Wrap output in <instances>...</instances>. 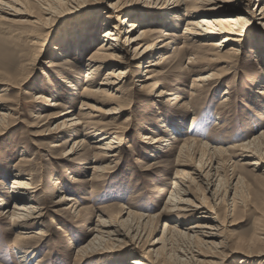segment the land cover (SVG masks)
<instances>
[{
	"label": "rangeland",
	"instance_id": "1",
	"mask_svg": "<svg viewBox=\"0 0 264 264\" xmlns=\"http://www.w3.org/2000/svg\"><path fill=\"white\" fill-rule=\"evenodd\" d=\"M110 1L115 0H24L22 6L16 5L14 15H10L6 20L0 19V94L4 93L0 98L4 101L1 102L4 108L14 109L2 110L7 114V124L0 136V180L4 183L0 185V194H6L1 192L12 185L13 179L23 181L32 178L33 187L29 188L30 190H21L30 196V203L36 207V212L42 213L40 217L33 218L30 228L23 230L22 226L13 223L9 213L5 214L13 205L10 198L6 201L8 204L0 205V264H130L137 254L135 252H144L152 264H187V258L196 244L187 237L172 235L171 244L167 246L170 249L166 247L159 258H155L154 251L147 253L146 250L150 247H160L164 237L170 236V229L177 222L168 220L169 216L181 219L183 223H177V228L183 232L188 230L189 233L191 231L187 228L199 220L197 215L180 217L176 211L162 210L172 189L176 170L188 171L198 181L190 186L194 197L199 199L204 195L205 204L213 201L210 199V193L204 191L201 178L196 174L199 169L198 158L204 154L203 160L208 163L206 153L209 150L224 160L221 163V173L224 174L226 184L234 182L232 179L235 175L240 177L237 188L240 202L229 218L234 219L235 223L224 231L228 243L226 242L222 254H216L220 257L218 263L239 264L238 259L242 254L236 252L230 256L232 250H239V253L252 249L253 253H263L264 239L259 240V237H264V172L262 169L256 170L241 164L244 160H241L238 154L243 151L230 147H243L264 127V19H260L259 12L264 0H238L242 2L243 8L252 11L248 16L251 23L245 26V35L240 37L238 42L232 43L238 47V54L227 56L228 59L223 57V61L219 62L205 58L206 47L199 44H203L205 40L196 41L189 50L171 55L176 52L174 46L183 44L184 22L191 18L188 13L185 14L184 7L176 9L181 20L178 26L166 24L161 21V17L153 15L156 20L145 25L155 32L146 43L158 38H162L158 44L169 41L166 51L170 52L171 57L164 67L159 69L164 75L154 77L142 88L137 85V80L143 78L141 73H144L145 67H137L135 62L128 67L124 62H120L130 72L127 79L114 86V89L107 90L113 95L106 92L88 94L83 88L85 71L88 68L85 63L97 42L82 49L80 54L71 51V54L66 56L70 61L63 66L50 67L48 64L50 60L57 58L55 47L58 46L53 44L57 40H63L75 26L92 21L96 15L99 19H94L92 24L96 26L97 39H101L107 25L104 26L102 14L97 12H104L102 8H107ZM138 1L147 6L152 3L151 0H147V4L145 0ZM43 2H47L52 8L58 5L66 6L50 16L46 25L33 26L27 23L26 19L30 18L28 14L43 17L40 13ZM147 8L150 11L162 10L151 9V6ZM245 15L244 17H247ZM123 26L125 28L126 25L122 24V28ZM164 31L172 35L165 37L162 35ZM135 33L137 31L129 34ZM223 35L225 33L220 34L218 38ZM157 54L151 53L149 59L156 58ZM193 55L196 56V62L191 65L193 71H189L187 61L188 57ZM66 57L60 56L58 62H62ZM147 57L142 61L143 64L147 63L144 62ZM109 64L95 71L93 82L107 80H103V77L113 68ZM152 67L155 69V66ZM222 71L224 74L219 78H212L198 85L194 81L201 74H222ZM156 81L157 87L154 89ZM69 83L73 86L70 87ZM159 89L169 93H164L162 98L156 101L154 93ZM40 93L45 96L42 104L35 102L33 97ZM175 94L179 101L172 104L176 99ZM116 96L120 98L116 99ZM224 97L228 99L223 102ZM52 99L60 101L58 111L70 108L74 116L79 114L82 120L97 126L89 127L94 125L92 123L79 125L75 135H70L69 132L64 135L66 139L70 135L71 139L63 147L58 150L50 148V135L46 133L48 127L60 117L41 120L37 116L39 113H49L47 104ZM114 107H120L121 110L112 113ZM160 118L165 120L164 123L168 127L178 126L181 130L174 129V133L168 134L165 127H160ZM192 118L194 121L191 123ZM99 124H106L110 127L108 132L115 131L111 133L112 136L118 135V138H121V153L117 158L108 160L101 154V150L97 155L98 149L92 148L103 145L99 141H105L99 140L102 135L93 136L94 132L98 131L96 129L100 128ZM146 133L163 137L153 144L156 150L151 153V140H144L142 137ZM103 135L108 136L109 133ZM174 135L178 137V141L173 139ZM186 137L196 139L185 157L188 165H176L178 148ZM74 139L85 141L83 149L79 147L72 156L61 157V152L70 149ZM114 140L117 145L119 139ZM169 141L171 143L168 145ZM262 153L264 159V151ZM20 157L26 162L21 161L18 164ZM107 164L111 167L108 168V165L101 172L93 170L95 166ZM18 172L25 174V178L18 177ZM55 179L60 184L55 185ZM213 187L209 190L212 191ZM62 195L74 199L59 205L56 201ZM111 204H114L115 208H105ZM80 207L84 212L79 220L75 212ZM127 209L132 211L133 215L142 213L156 217L147 227L151 229L147 238L146 233L142 231L143 239L139 243V240L126 238L124 240L127 242H124L123 248L117 246L114 249H104L103 253L95 251L82 258L77 256L78 248L92 236L91 230L97 224L98 215L103 218L113 215L118 219ZM101 210L104 214H101ZM224 212L225 204H221L217 207L215 215L222 221ZM125 217L126 214L122 219ZM27 230H42L46 235L30 242L16 241V232ZM153 241L155 244L149 247ZM34 245L37 247L33 255L24 256L23 261H20L19 249L32 250ZM258 259H255L258 262L254 261L253 264H264V256H259Z\"/></svg>",
	"mask_w": 264,
	"mask_h": 264
},
{
	"label": "bare ground",
	"instance_id": "2",
	"mask_svg": "<svg viewBox=\"0 0 264 264\" xmlns=\"http://www.w3.org/2000/svg\"><path fill=\"white\" fill-rule=\"evenodd\" d=\"M71 1H77V0H71ZM151 1H152V3H150L151 9L156 8L162 10L150 11L148 10L149 8H147L150 6L139 3L138 0L110 1V3L107 4V8L106 7L102 8L104 12L101 11L97 12L102 14L101 20L105 22L103 23L104 26L107 25V28L101 34V39H97V36L95 34L96 26L92 24V21H94V19L96 20L99 19V16L96 15L92 21L90 22L85 21L82 22L80 25L75 26L72 29V31L63 38V40H57L53 44V46H58L55 47L57 58L53 59L52 61L50 60L48 66L50 67L63 66L65 63L70 61V59H68L66 56L68 54H71V51L80 54L82 53V49H85L90 45H94V43L97 42L94 46V49L91 50V54L87 58V63H85V65L88 66V68L85 71V79L83 81L85 85L83 86V88L88 94H98L102 92H106L109 95L112 94V92H108L107 90L110 88L114 89V86L118 85V83L127 79L129 76L130 70L128 68H124V64L120 62H124L125 65H127L128 67L134 62H135L134 65L137 67H145V69L143 70L144 73L143 74L141 73L142 76L144 75L143 78L137 80L139 81L137 85L144 88L146 87L147 83L151 81V79H153L154 77H159L161 75H164L163 71H160L159 69L163 68L165 62L168 61V59L171 57L170 52L166 51V47L169 46L168 44L169 41L158 44L159 41H162V38H158L150 43H146L150 40V37L154 35L155 32L154 29H151L149 28V26L145 25V23L149 24L156 20L155 16L153 15H157L158 17H161V21L166 24H169L171 26H178L180 25L181 20L179 15L177 14L178 10L176 9L184 7L185 14L188 13V15L191 16V18L187 19L184 22L183 32H182V35L184 36L183 44L179 46H174L173 48L176 52L171 55L175 56L176 53L182 52L187 49L189 50L191 46L195 45L196 41L205 40L203 44L202 43L199 44L202 45L203 47H206L204 56L206 55L205 58L211 60L212 62L223 61L221 60L223 57L227 58V56L238 54V50H239L238 47L232 43L238 42L240 40V37L245 35V31H246L245 26H249L251 23L248 16L251 15L252 11H250V9L248 10L246 8H243L242 2L238 0H151ZM255 1H260V0H255ZM23 3L24 0H0V19L6 20L10 15H14L13 13L17 10L16 5L22 6ZM145 4H147V0H145ZM65 6L58 5L52 8L50 4H48L47 2H43L40 10V13L42 14L43 17L28 14L30 18L26 19L27 23L33 26L44 25L46 21H49L50 16H53L55 13L59 12V10L63 9ZM217 9H221V10L217 11ZM259 12L261 15L260 19L261 20L264 19V5L260 7ZM244 14H246L247 17H244ZM115 21H117V23H115ZM91 24L93 26L90 28ZM122 24L126 25L125 28L124 26L122 28ZM141 25H145V26H141ZM136 31L137 33L135 34H129ZM223 33H225V35L221 36V38H218L219 35ZM162 35L165 37H170L169 35L172 34H170L167 31H164ZM52 49H54V47ZM151 53H158V54L156 58L150 60L149 58ZM60 56L66 57L65 60H63L62 62L61 61L58 62ZM146 56L148 57L144 62L147 63L143 64L142 61ZM112 60H117V62L116 61L114 62ZM109 62L111 64H109ZM195 62H196L195 55L188 57L187 65L189 67L187 69L189 71H193L191 69V65ZM107 64L113 67L112 70H109L106 73V76L103 77V80L104 79L107 80L101 81L99 83L93 82L92 79L94 78V75L96 73L95 71L100 67H105ZM92 66L94 67L92 68ZM152 66H155V69H153ZM218 72H208L201 74L194 81H196L197 82L196 84L198 85L206 80L212 78H219L224 74L223 71L222 74ZM61 80L65 81L64 79ZM68 85L70 87L73 86L71 85V83H69ZM156 87H157V81L154 83V89H156ZM115 90L117 91V88H115ZM164 93L166 94L169 92H166L163 89H159L158 91H155L154 93L155 100L158 101L159 99H161ZM3 94L4 93L0 94V96ZM225 94H227V92H225ZM176 96L177 94H175L174 97L176 99L173 101L172 104L179 101V98ZM33 97L35 99V102H37L38 104L40 103L42 104L43 100L45 99V96L42 95L41 93L37 95L35 94V96ZM115 98L116 99L120 98V96H116ZM227 99H228L227 97H224L222 101L224 102ZM1 102L4 101L0 98V136L4 133L3 130L7 124L6 123L7 114L2 110L4 109L14 110L13 108L10 107L4 108V105ZM59 105L61 104L58 99H52L50 103L47 104V106L50 108L49 113L46 114L44 113L45 115L39 113V115L37 116V118H41V120L51 119L56 116L60 117V119L57 122H55L53 125L48 127V131L46 133L47 135H50L48 136L50 142L49 147L56 148L55 150H58L59 148L63 147L71 139L70 135H75L77 133V128L79 125H86L92 123L82 120L79 114H77V116H74V112L70 108L61 112L58 111ZM114 109L115 110H111L112 113H117L121 110L120 107H114ZM193 121L194 120L192 118L191 123ZM160 122H161L160 127L162 128L165 127V132H168V134L174 133V129L181 130V128L178 127L177 125L176 128L168 127L167 124L164 123L165 120L163 118L162 119L160 118ZM95 126L97 125L94 124V125H90L89 127H95ZM99 127H100L99 129L95 128L98 131H95L93 136L96 137V134L102 135L104 137L102 136L99 137V140H105V141L104 142L99 141L101 142L100 144L103 145L92 146V148L98 149L97 155H99V152L101 150V154H103V156L108 160H111V158H117L121 153V148H119L121 138H118V135L112 136L111 133H114L115 131L112 130L108 132L110 127L107 126L106 124H99ZM67 132H69L70 135L68 136L69 138L67 137L66 139L64 138V135H66ZM105 133H109V135L108 136L103 135ZM142 137L144 140L145 139L151 140L149 141L151 142V144L149 143L150 153L156 150L155 149L156 147L153 144L159 142L163 138L161 135L152 136L150 133H146ZM114 138L119 139L118 142H116L117 145L114 144L115 143ZM173 139H175V141H178V137H176V135L173 136ZM143 142H148V141H143ZM192 142L193 143L196 142V139H190L188 137L183 139L181 146L178 148L177 160L175 161L176 165H180V166L188 165L186 164L185 157L188 152V149L192 146L191 145ZM170 143L171 141L168 142V145ZM84 144H85L84 140L74 139V142L72 143L70 149L61 152L60 154L61 157L72 156L73 153L77 152L79 147L83 149L82 146ZM235 147L243 151L242 153L238 154L239 156H241V160H244V162L241 164L248 165L252 169H256V170L262 169V171L264 172V159L261 156V154H263L262 152L264 151V127L261 129L259 133H257V135L254 134L253 139L249 141L247 144H245L243 147L233 146L230 148H235ZM211 148L214 147H210V149ZM168 149H170V146H168ZM206 155H208V159H207L208 163H206L203 160L204 158V154H203L198 158L197 167L199 169H197L196 167L195 168L197 169V173H196L197 177L201 178L200 182L201 185L203 186L204 191L210 193V197H211L210 199H212L213 201L211 200L212 202L210 204H205L206 197L204 195L201 196L199 199L194 197L191 194L190 186L193 184H197L198 181L195 179L193 175H191L192 173H189L188 171H185L183 169L176 170L174 174V178L172 180V189L166 201L164 202V207L162 208V210L170 209L171 211H176L178 212L177 214L180 217H190L197 215L196 217L199 220L187 228L189 229V231H191V233H189L188 230L187 232H183L177 228L176 225L177 223L179 225H182L183 223L181 219H176L174 218V216H169L168 220L177 222L175 225L171 227L170 236L164 237L160 247L158 248L150 247L155 244V242L153 241L149 245L150 248L146 250L147 253L154 251L155 258L157 257L159 258L162 251L166 249L168 245L171 244L170 238L172 237V235L175 234L181 237H187L192 241L196 242L195 248L191 250L190 252L191 255L187 258V264H219L218 262L220 260H218V258L220 257H218L216 254H222L223 250H225L224 247L226 246L225 245L226 242L228 243L226 236H224L225 235L224 231H227L228 227H231L235 223L233 222L234 219L230 220L229 218H231L234 209L237 207L238 203L240 202L237 195L238 192L237 188L240 182V177L238 175H235L232 179L235 181L234 182L230 181L228 184H226V182L224 181V174L221 173L222 172L221 163H223L224 160H222L220 157L215 156L216 154L211 153L210 150L208 151V153H206ZM51 157H55V156H51ZM21 161L26 162L25 160H23V158L20 157L17 163L19 164ZM108 165L109 164L102 166L101 165L95 166L93 167V170H96V172L98 171L101 172ZM110 167L111 166L109 165L108 168ZM212 170H214L213 173ZM24 175L21 172L17 173V176L21 178H25L23 177ZM1 180H0L1 183L0 185L4 184L3 180L2 181ZM53 183L55 185L60 184V182L58 183L57 179H55ZM31 184H32V178H26L23 181L13 179L12 185H10L9 188L6 189V191L1 192L6 194L3 195L0 194V205L4 206V204H8L6 201L9 198L13 203L11 209H7L5 214L9 213L8 215H10V218L13 221V223H15L17 226H22L23 230L30 228L31 225L30 222L33 221L34 217H40L42 215L41 212H36V207L34 205H31L30 202H32V200H30V196H28L26 191L21 190L22 188L23 189L32 188L33 186H31ZM212 186H214L213 190L210 191L209 189ZM59 188L61 189L62 186H60ZM239 191L241 192V190ZM59 192L62 191L59 190ZM72 199L74 198H72L71 196L66 197V195H62L59 197L56 203L60 205L61 203H64L65 201L68 200L70 201ZM75 201L77 202V200ZM221 204H225V212L223 214L222 221L221 219H219L217 215H215L217 207ZM77 207L78 205L75 206V208ZM105 208H115V206L114 204H111L108 207L105 206ZM39 210L41 211L40 208ZM82 210H83L82 207H80L75 212V216L79 218V220L82 219L83 217L82 212H84V210L83 211ZM120 210H122V208ZM162 210L159 213V215H161ZM35 213L39 215L34 216ZM102 213L104 214V212L101 210V214ZM122 213L123 214L118 219L114 218L113 215L110 216L107 215V217L105 218H103L102 215H98L97 224L95 228H92L91 230L92 236L86 243H84L82 246L78 248L77 256H79V258H82L84 255L95 253V251H101L99 253H103L104 249H108V248L114 249L117 246L123 248L124 242H127L124 240L126 238H129L132 241L135 239H136L135 241L139 240L138 241L139 243L143 239V236L141 235L142 231L146 233L145 238L149 236L151 229L150 228L147 229V227L152 222L151 220L154 219L155 217L154 215H150V214L145 215L142 213H135V215H133L132 211L128 209L127 211ZM5 214H3V216H5ZM124 214H126V217L122 219V216ZM45 235L46 233L42 230L36 232L32 230L17 231L15 235V239L16 241L30 242L34 238H38V240L40 238L42 239V237ZM218 239L219 241L216 242V240ZM261 239H264L262 235L259 237V240ZM36 247L37 245L32 246V250L30 249L28 250L26 248L19 249V253H21V255L18 256V259H21L20 261H23L22 257L31 256V254L35 252ZM251 247L254 246L251 245ZM167 248L170 249V247ZM219 248L220 249L223 248V249L220 250ZM204 249L207 251H204ZM228 250L229 249H227V251ZM238 251L239 250H232L230 251L229 254L230 256L236 254V252L237 254H242L241 257L238 259L239 264H253L254 261L258 262L259 256H264V252L253 253L251 252L252 249L251 251H246V252L240 251L238 253ZM135 253L137 254L129 262L130 264H152V261L144 254V252L141 253L135 252Z\"/></svg>",
	"mask_w": 264,
	"mask_h": 264
}]
</instances>
